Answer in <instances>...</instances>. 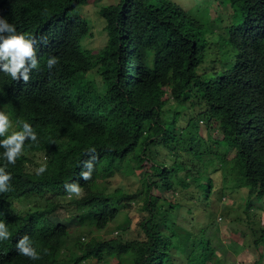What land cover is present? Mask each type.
<instances>
[{"label":"trees","instance_id":"trees-1","mask_svg":"<svg viewBox=\"0 0 264 264\" xmlns=\"http://www.w3.org/2000/svg\"><path fill=\"white\" fill-rule=\"evenodd\" d=\"M10 1L20 31L47 43L27 84L0 72V110L16 129L18 121L30 123L39 138L9 166L13 190L0 194V221L12 235L27 232L41 258L18 255L13 263L0 255V264H224L227 251L249 247L250 264H264V106L242 104L255 75L231 58L264 0H217L225 12L207 2L192 10L175 0L103 4L107 41L97 49L81 43L90 33L82 13L88 0ZM51 56L59 63L49 70ZM90 147L98 159L84 181L79 173ZM27 150L47 162L43 175L24 169ZM119 172L136 175L140 187H111ZM73 181L83 192L69 199L64 185ZM243 187L246 196L234 206L247 215L235 218L241 240L224 245L210 227L229 213L222 199ZM165 190L176 198L162 196ZM135 202L139 235L106 238L120 216L130 223L125 212ZM194 205L206 222L191 217L199 222L193 231L176 219Z\"/></svg>","mask_w":264,"mask_h":264},{"label":"clouds","instance_id":"clouds-1","mask_svg":"<svg viewBox=\"0 0 264 264\" xmlns=\"http://www.w3.org/2000/svg\"><path fill=\"white\" fill-rule=\"evenodd\" d=\"M253 8L255 11L252 15L253 23L245 28L247 41L240 46L239 50L235 51L238 53L231 56L232 59L241 62L243 69L251 70L255 75L247 81L242 100V104L251 109L264 106V71L260 68V63L264 59V1ZM17 18L16 5L10 0H0V72L10 76L12 81H23L27 84L31 80L33 70H39L36 53L44 52L40 44H46L47 38L41 37L39 39L38 36L20 31ZM239 23L233 24L237 25ZM83 47L85 46L83 45ZM58 63L59 59L56 56L47 59L49 70ZM54 97L62 104L58 97ZM244 114L245 112H241L240 115L243 116ZM17 124L18 129L14 128L11 115L4 110H0V137H3V139H0V149H3V156L0 159V194L13 190L12 174L9 171V166L15 165L24 153L26 143L29 141L39 142L38 135L30 123L18 121ZM26 152L31 161L27 160L23 163L24 169L29 172L35 171L36 176L43 175L47 171V162L41 160V158L36 161L33 150H27ZM85 155L88 156V159L82 161L79 176L84 181H88L92 178L98 153L96 148L90 147ZM38 163L43 164L38 167ZM64 189L68 193L69 199L73 195L79 197L83 192L78 181L65 183ZM27 230L33 232L37 229ZM39 251V247L36 248L33 245L27 232L12 235L8 230L7 223L0 221V255H4L14 263L18 255L31 260H38L41 258ZM44 251L47 253V249ZM82 264H96V262L94 259H90Z\"/></svg>","mask_w":264,"mask_h":264},{"label":"rangeland","instance_id":"rangeland-1","mask_svg":"<svg viewBox=\"0 0 264 264\" xmlns=\"http://www.w3.org/2000/svg\"><path fill=\"white\" fill-rule=\"evenodd\" d=\"M177 3H179L181 6H183L185 9L192 10L194 8L200 7L201 3L207 2L209 6H212L215 8L218 7L219 10L222 12H225L226 6L219 5L217 0H175ZM117 0H88V3L85 4L82 7V13L84 16H86L90 22V33L85 36L81 43L89 48V49H97L102 47L106 41H107V34L106 30L104 29L105 21L104 19L99 15L98 9L103 4L108 3H116ZM225 5V3H224ZM204 9V8H202ZM94 73V71H93ZM96 77L99 78L97 74L89 75V78ZM110 186L111 187H117L122 186L127 191L133 192L136 191L140 187V180L136 177V175L131 174H123L121 172L117 173L111 180H110ZM246 190L247 188H239L236 190H233L228 193L223 199L222 203L229 213L228 214H219V217L216 218L218 224L214 222V225L210 228L214 229V232L218 238L225 239L220 240L222 244L228 245L229 238H234L237 242H240L241 235L237 232L236 228L240 225H243L240 223V225L237 224V221H235V218L238 217V219H241L242 221L245 220L244 210L239 209L238 213L235 209L236 202H242L246 196ZM153 193L158 194V191L154 190ZM164 197H167L170 200H174L176 197L172 194L171 191L165 190L164 193L161 194ZM261 204V202H258L257 205ZM133 208L126 210L125 213H127V218H129L130 223L124 219V216H120L119 219L110 225H108L105 229V231H110L108 234L106 232V238H115L118 235H121L122 238H133L137 237L139 235L138 227L136 225L137 221L139 220V212L136 211L135 207H138L140 205V202L132 203ZM262 206H264V203L262 202ZM192 211L187 212L184 210V208H181L179 212H177V223L180 225H183L185 228H188L190 230H193L191 227L192 222L196 224L197 226L199 222L205 223V215L202 211L201 207H198L197 205L191 206ZM262 209V208H260ZM244 211V212H243ZM220 212V211H219ZM64 211L60 210L59 214H63ZM259 216L261 217L262 224H264V209L260 211ZM194 218L198 221L192 220L190 221V218ZM124 223H127L129 226L125 229V232L122 231L121 227H124ZM71 226V224H70ZM75 226H71L70 229H73ZM217 230V231H216ZM91 237V236H90ZM220 244L219 248H221L223 245ZM251 247L249 249H245L243 252H240L238 249H232L230 251H227L225 254L226 262L224 264H250L253 262V255L251 252ZM220 254V252H218ZM114 262V261H112Z\"/></svg>","mask_w":264,"mask_h":264}]
</instances>
